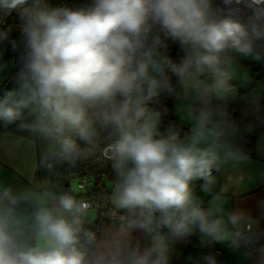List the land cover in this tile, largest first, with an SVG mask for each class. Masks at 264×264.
I'll return each instance as SVG.
<instances>
[{
	"label": "clouds",
	"instance_id": "clouds-1",
	"mask_svg": "<svg viewBox=\"0 0 264 264\" xmlns=\"http://www.w3.org/2000/svg\"><path fill=\"white\" fill-rule=\"evenodd\" d=\"M13 13L18 36L5 27ZM240 59L264 65V0H0V74L14 68L0 75V129L29 134L17 143L48 142L74 166L85 151L78 141L94 147L99 126L111 137L101 152L113 174L103 237L93 205L73 191L0 180V264H174L176 245L193 235L264 264L260 221L225 214L217 198L205 205L194 190L203 181L210 191L222 165L249 163L239 141L257 129L264 154V105L254 100L241 128L221 103ZM172 77L191 101L187 130L163 125L167 109L151 106L177 93ZM258 206L264 215V200ZM187 261L218 264L212 253Z\"/></svg>",
	"mask_w": 264,
	"mask_h": 264
},
{
	"label": "crops",
	"instance_id": "crops-1",
	"mask_svg": "<svg viewBox=\"0 0 264 264\" xmlns=\"http://www.w3.org/2000/svg\"><path fill=\"white\" fill-rule=\"evenodd\" d=\"M10 69V66H9ZM8 69L5 73L0 74L4 77L8 74ZM188 99L185 105L190 103ZM225 102V100H224ZM227 103V102H226ZM184 105V106H185ZM175 108V107H174ZM173 112V111H172ZM174 113V112H173ZM176 123L181 124L187 129V125L182 122L181 117H175ZM11 135H6L4 130L0 129V180L7 182V179H12V183L19 185V180L28 181L30 178L42 185L46 186V181L41 174V163L47 161L46 142L35 139L32 143L20 142L17 143L16 137H27L29 134L25 132H18L15 128L8 130ZM258 133L254 141V153L250 156V162L241 165L225 164L220 169L214 170L213 176L215 182L211 186V190L205 192L203 190V183L200 181L195 184V194L205 203L208 204L214 198L216 202L225 209V214L228 211L244 210L260 221V228L264 230V215L261 214V208L258 202L264 200V154L256 151ZM53 178L49 190L51 191H73V193L80 198V193L73 187L72 182H67ZM61 181V182H59ZM104 195L108 199L111 192V183L103 180ZM111 206V205H110ZM95 220V215L93 213ZM255 228V224L250 225ZM112 230V224H104L100 230V236L103 237L106 233ZM196 245L199 249H195L192 245ZM212 250L222 252V256L217 257L218 264H255L254 259H247L242 255V252L230 251L224 245H211L208 247L201 246L198 235H193L188 240V244L179 243L176 245V259L174 264H189L187 257L192 256L196 259L202 254L210 253Z\"/></svg>",
	"mask_w": 264,
	"mask_h": 264
},
{
	"label": "trees",
	"instance_id": "trees-1",
	"mask_svg": "<svg viewBox=\"0 0 264 264\" xmlns=\"http://www.w3.org/2000/svg\"><path fill=\"white\" fill-rule=\"evenodd\" d=\"M51 2L54 4H66L67 6L74 7L76 5L83 4L84 0H51ZM19 24L20 21L18 16L13 13L11 16L7 17L5 27L12 26L13 35L18 36ZM178 52V47L169 42L168 54H170L172 58L179 60L180 54ZM6 58H9L11 60L13 59V57L11 56H6ZM171 82L174 86H176L177 93H174L173 95H162L159 98L158 102L151 105L152 107L160 111L167 109V113L162 117L163 125H166L169 122L176 123L172 111L174 110L176 102L175 99L177 98L180 88L175 77L171 78ZM249 89L247 88L238 92V101L234 104L228 105L227 107L229 113L241 125V128H243V126L247 124L250 119L248 110L251 105L242 101V96H244L243 94ZM260 104L264 105V102H261ZM97 127L99 138L97 144L94 147H89L82 141H78L80 147L82 149H85V151L76 158L74 166H70L66 162H63L61 160L58 161V159H56L54 155L52 163L55 164L59 171L64 172L63 178H65L67 182H70V179L89 177L93 182V187H91L93 193L104 194V188H102L103 180L107 179L112 184L113 174L110 162L106 160L102 155L101 149L106 143L110 142L111 137L108 130L100 129L99 126ZM259 132L260 130L257 129L256 132H253L251 135L244 136L243 139L239 141L243 145L244 150L247 151L250 156H252L254 153V141L257 133ZM81 194L82 193H80L79 195L81 196Z\"/></svg>",
	"mask_w": 264,
	"mask_h": 264
},
{
	"label": "rangeland",
	"instance_id": "rangeland-1",
	"mask_svg": "<svg viewBox=\"0 0 264 264\" xmlns=\"http://www.w3.org/2000/svg\"><path fill=\"white\" fill-rule=\"evenodd\" d=\"M5 60L9 62L11 61V59L6 58V56H5ZM11 68L12 67L10 64V69ZM10 69H8L9 71H8L7 76L11 72ZM231 83H232V90L227 94L225 102L224 100L221 101V103L226 104L227 107L230 104L236 103L239 98L238 92L244 89H247V88L248 89L250 88V89L247 90L243 94L244 96H242V101L244 103L252 105L254 100H258L259 103L264 102V65H261L260 63L248 61V60H243V59L238 60V62L235 63L234 68H233V80L231 81ZM179 93H180V90H179ZM175 100L176 102H175V108L173 110L174 112L173 115L175 117H182V111L188 99H185L182 95H177V98ZM40 140L41 139H39L38 141ZM45 154L47 155L48 159L47 161H43L41 165L39 166L41 167V170H42L41 174L43 175L47 183L45 188L49 189V186L51 185V180H53V178L54 179L57 178L58 180H61V181H65L64 180L65 178H63V175H60V174H56L54 176L52 174H49V170L45 166L46 163L52 162L53 155H54L52 151V147L48 142H46V153ZM12 179L14 178L10 176V179H7L8 183L13 184L11 181ZM27 182L28 181L26 180H19L18 183L19 185H23V184H26ZM72 183H74L73 187L77 188L76 182H72Z\"/></svg>",
	"mask_w": 264,
	"mask_h": 264
},
{
	"label": "built area",
	"instance_id": "built-area-1",
	"mask_svg": "<svg viewBox=\"0 0 264 264\" xmlns=\"http://www.w3.org/2000/svg\"><path fill=\"white\" fill-rule=\"evenodd\" d=\"M85 2H86V0H84V3ZM217 2H219V0H217ZM6 56L10 57V55H6ZM10 70H11V72L7 77L11 76V74L14 72V68H11ZM5 82L7 83V81H5ZM51 164H53V163L51 162ZM49 174H52L53 176L56 174L64 175V172L59 171L58 168L55 166V164H53V169L51 171H49ZM69 181L70 182H76V186H77L76 189H78L79 192L82 193L79 199L90 201L91 204L93 205V207L91 209L92 213H94V215H95L93 227L95 228V230L97 231V233L99 235L100 230L102 228V225L111 224L110 213H111L112 209H111V206L107 200V197L102 193H93V191L91 189V187H93V182L89 177H81L79 179H70ZM200 182L203 183V181H200ZM260 229L262 230V228H260ZM183 244L184 245L188 244V240L183 242ZM192 246L196 250L199 249V247L196 246L195 244ZM210 253L216 255V257L222 256L221 251L212 250V251H210Z\"/></svg>",
	"mask_w": 264,
	"mask_h": 264
}]
</instances>
